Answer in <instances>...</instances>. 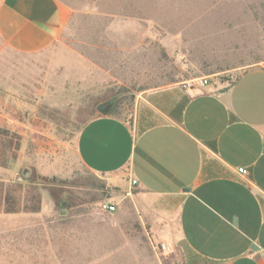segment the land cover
<instances>
[{
  "label": "rangeland",
  "instance_id": "obj_1",
  "mask_svg": "<svg viewBox=\"0 0 264 264\" xmlns=\"http://www.w3.org/2000/svg\"><path fill=\"white\" fill-rule=\"evenodd\" d=\"M60 1L71 21L49 40L0 0V127L20 137L0 134V264H189L161 236L154 201L84 167L77 139L102 103L132 125L141 95L264 66V0ZM8 192L17 214L4 212ZM36 195L40 212H25Z\"/></svg>",
  "mask_w": 264,
  "mask_h": 264
},
{
  "label": "crops",
  "instance_id": "obj_2",
  "mask_svg": "<svg viewBox=\"0 0 264 264\" xmlns=\"http://www.w3.org/2000/svg\"><path fill=\"white\" fill-rule=\"evenodd\" d=\"M5 2L49 40L71 21L60 0ZM139 97L146 99L132 125L108 115L82 128L79 161L95 175L125 177L130 191L154 201L161 236L189 264H264V66L231 84Z\"/></svg>",
  "mask_w": 264,
  "mask_h": 264
},
{
  "label": "trees",
  "instance_id": "obj_3",
  "mask_svg": "<svg viewBox=\"0 0 264 264\" xmlns=\"http://www.w3.org/2000/svg\"><path fill=\"white\" fill-rule=\"evenodd\" d=\"M112 14L118 15V13H115V12ZM125 16H127V15H125ZM109 115L116 116V114H114L112 110L110 111ZM92 116L93 117L90 120H88L84 124V126L87 123H89L90 121H92L93 119L101 117V115L98 114L97 112H94L92 114ZM144 129L145 128L141 126L139 131L142 132ZM0 134L3 135L5 138H11V139L13 138L15 140L16 146L20 145V137L18 135L10 133V131L2 129L1 127H0ZM35 198H36L35 199L36 204L32 208H29V209L27 208L25 212H27V213H39L40 212V210H41L40 196L36 195ZM4 212H5V214H17L20 212V208L17 206V202L13 199L10 192H8L6 194L5 199H4Z\"/></svg>",
  "mask_w": 264,
  "mask_h": 264
},
{
  "label": "built area",
  "instance_id": "obj_4",
  "mask_svg": "<svg viewBox=\"0 0 264 264\" xmlns=\"http://www.w3.org/2000/svg\"><path fill=\"white\" fill-rule=\"evenodd\" d=\"M211 84V79L209 77H202L194 82H187L182 86V89L185 90L187 93H192L195 89H205ZM239 173L242 175H248V171L246 169H239ZM137 184V181H132V186H135ZM102 209L106 212L113 213L116 211V207L111 203H104L102 206ZM162 248L167 251L171 252L172 247L169 244H163Z\"/></svg>",
  "mask_w": 264,
  "mask_h": 264
},
{
  "label": "water",
  "instance_id": "obj_5",
  "mask_svg": "<svg viewBox=\"0 0 264 264\" xmlns=\"http://www.w3.org/2000/svg\"><path fill=\"white\" fill-rule=\"evenodd\" d=\"M112 108V103H102L100 105H98L97 107V112L101 115V116H108L110 114ZM31 175V170L29 169H24L23 173H22V178H20V182H28L29 181V177ZM70 196L68 194H65L62 198V201L60 203V216L61 217H66L67 213H68V209L70 207ZM253 250H255V247H253Z\"/></svg>",
  "mask_w": 264,
  "mask_h": 264
}]
</instances>
